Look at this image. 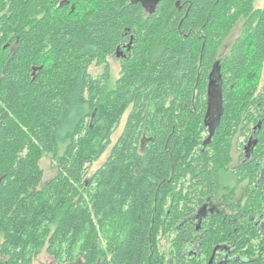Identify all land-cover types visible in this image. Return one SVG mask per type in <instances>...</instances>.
<instances>
[{
  "label": "trees",
  "instance_id": "trees-1",
  "mask_svg": "<svg viewBox=\"0 0 264 264\" xmlns=\"http://www.w3.org/2000/svg\"><path fill=\"white\" fill-rule=\"evenodd\" d=\"M129 1L0 0V264L43 251L56 264L206 263L213 245L188 256L193 239H236V264H264L262 192L237 202L236 231L215 216L199 240L191 222L239 139L254 133L252 163L264 162V4L161 0L147 13ZM126 46L111 84L108 59ZM214 68L222 108L208 138ZM44 155L56 169L45 182ZM238 169L253 182L254 164Z\"/></svg>",
  "mask_w": 264,
  "mask_h": 264
},
{
  "label": "flooded vegetation",
  "instance_id": "flooded-vegetation-1",
  "mask_svg": "<svg viewBox=\"0 0 264 264\" xmlns=\"http://www.w3.org/2000/svg\"><path fill=\"white\" fill-rule=\"evenodd\" d=\"M119 49V50H118ZM116 53L113 55L120 63L121 59H126L129 56L130 49L128 46L118 48ZM112 56V57H113ZM223 56L218 55V59L222 58ZM217 59V60H218ZM218 62V61H217ZM109 65V64H108ZM219 81V85L221 87V78L217 80ZM208 130V127H207ZM255 131V128H253V132ZM254 141V142H253ZM242 142V141H241ZM253 142V143H252ZM238 145V143L236 142ZM244 144V142H242ZM256 141L254 138V133H251L249 135L248 142L244 144L243 147H240L241 154L243 157V162H239L240 156L237 159V162H232L229 164L227 171L220 174V181L221 176L228 177L229 181L233 182V185L230 187H224L222 188V184H220V190L217 194V196L210 200L209 198L206 199V201L201 205V207L197 210L195 215L191 218V222L195 227V231L197 233V236H199V240L203 238L204 233L207 231L205 227V223L208 219H212L215 216L216 217H222L223 221L228 220V223L230 225L234 226V231L237 230V227L234 225L237 220V202L241 201L243 198H247L249 195L253 193V191H260L263 193L262 198H264V162H254V159L251 157V145H255ZM239 147V145H238ZM253 149V148H252ZM251 150V151H250ZM232 156V153H231ZM251 164L255 165V178L252 180H248V178L245 181L238 182V168H245L247 166H250ZM247 172V171H246ZM241 189L240 195L237 196V191ZM233 193V195L231 194ZM229 195V196H228ZM225 196H228L231 200L230 203H226ZM263 210V209H262ZM253 225L255 227V230L260 236L264 235V210L261 211L260 214L253 220ZM235 238V236H233ZM201 245H213L211 247V251L209 253V256L207 258L206 263L203 264H236V262L239 259V248L240 244L236 241V239H231L230 241H217L213 244H209L205 241H198L196 239H193L189 241L186 244L187 254L188 256H203L206 257V255H200L197 254V250ZM248 246V245H247ZM250 246V245H249ZM246 248V247H245Z\"/></svg>",
  "mask_w": 264,
  "mask_h": 264
},
{
  "label": "rangeland",
  "instance_id": "rangeland-1",
  "mask_svg": "<svg viewBox=\"0 0 264 264\" xmlns=\"http://www.w3.org/2000/svg\"><path fill=\"white\" fill-rule=\"evenodd\" d=\"M264 4V0H260L257 1L254 4V7L259 8L262 7ZM240 28H241V22H239L237 24V26L233 29V31L231 32L230 36L227 38V40L224 42V44L222 45V47L220 48L218 55L219 56H225L229 50L230 47L233 43V41L235 40V38L239 35L240 33ZM108 64H109V72H110V82L111 84L115 82V80L118 78V74H119V62L118 60L115 58V56L110 57L108 59ZM101 67L99 68H91L90 69V74L92 76H97L98 74L101 73ZM264 81V69H263V73H262V79L261 82ZM125 121V116L123 117L122 121H121V125L118 128V130L113 134L112 136V143L115 142V140L117 139L120 131L122 130L123 124ZM205 134L202 136V138H204ZM238 145L241 143L240 139L237 141ZM237 144H235V147L233 148L232 151V162H237L238 157L241 154V150L240 147H238ZM106 154H104L103 156L100 157V159L94 163V165L89 169L88 171V177L97 169L99 168L102 163L104 162L105 158H106ZM39 165L41 167V169L43 170V182L49 180L50 178H52L55 173H56V169L54 168V166L52 165V159L51 156L48 155H44L40 162ZM221 184H222V188L225 189L224 187H230L233 185L232 181H229L228 177L226 176H221ZM241 189H239L237 191V196L240 195ZM32 264H56L54 262V260L48 256V254L43 251L41 252V254H39L34 260Z\"/></svg>",
  "mask_w": 264,
  "mask_h": 264
},
{
  "label": "water",
  "instance_id": "water-1",
  "mask_svg": "<svg viewBox=\"0 0 264 264\" xmlns=\"http://www.w3.org/2000/svg\"><path fill=\"white\" fill-rule=\"evenodd\" d=\"M161 0H130L132 5H140L141 8L147 13H153ZM61 6V4H60ZM129 48V46H128ZM119 50V49H118ZM220 75L217 74V70L214 68L210 74V81L207 89V113L205 117V124L209 130V137L212 135L215 126L219 122L221 116V92L220 85L218 84Z\"/></svg>",
  "mask_w": 264,
  "mask_h": 264
}]
</instances>
